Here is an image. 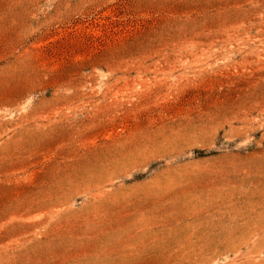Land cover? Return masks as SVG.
<instances>
[{
  "label": "rangeland",
  "instance_id": "1",
  "mask_svg": "<svg viewBox=\"0 0 264 264\" xmlns=\"http://www.w3.org/2000/svg\"><path fill=\"white\" fill-rule=\"evenodd\" d=\"M0 264H264V0H0Z\"/></svg>",
  "mask_w": 264,
  "mask_h": 264
}]
</instances>
